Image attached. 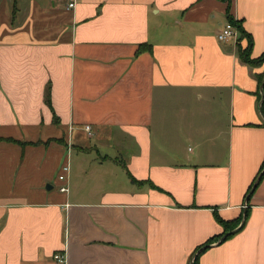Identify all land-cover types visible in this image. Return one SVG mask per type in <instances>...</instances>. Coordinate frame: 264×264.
<instances>
[{
    "label": "crops",
    "instance_id": "obj_1",
    "mask_svg": "<svg viewBox=\"0 0 264 264\" xmlns=\"http://www.w3.org/2000/svg\"><path fill=\"white\" fill-rule=\"evenodd\" d=\"M230 18L262 56L264 0H0V264H264V65Z\"/></svg>",
    "mask_w": 264,
    "mask_h": 264
},
{
    "label": "trees",
    "instance_id": "obj_2",
    "mask_svg": "<svg viewBox=\"0 0 264 264\" xmlns=\"http://www.w3.org/2000/svg\"><path fill=\"white\" fill-rule=\"evenodd\" d=\"M230 22L233 23V25L236 26L239 29L240 38L248 40V46L240 52L241 59L245 63L250 64L251 66H262V65H264V54H262V56H260L259 58H253V56H252V49H253V45H254V40H253L252 35L249 34L245 30V28H244V26H243V24L241 22L235 21L233 18H230ZM260 80H261V84H263L264 73L260 76ZM263 94H264V88H263ZM47 102L49 103V105H51L50 98H47ZM263 112H264V101H263ZM261 174H262V172H261ZM261 174H259V176ZM259 176L256 178L255 182L257 181ZM131 178L133 179V181H136V179L133 176H131ZM255 182H254V184H255ZM254 184L252 185V187H251V189H250V191L248 193V196H247L248 200L252 196L251 191H252V188H253ZM216 216H217L218 222L224 226L225 232L222 235L211 239L206 244L207 246H209V245H211V244H213L215 242L220 241L223 238V236H225L226 234H228L231 231L235 230L242 223L243 217H244V216H242L241 218H239L237 220L227 221V220L223 219L219 214H217ZM247 217H248V213L246 214V219H247ZM233 235H235V234L229 235L226 239L223 240V242L228 240V239H230ZM198 260H199V256L197 254L193 264H199Z\"/></svg>",
    "mask_w": 264,
    "mask_h": 264
},
{
    "label": "built area",
    "instance_id": "obj_3",
    "mask_svg": "<svg viewBox=\"0 0 264 264\" xmlns=\"http://www.w3.org/2000/svg\"><path fill=\"white\" fill-rule=\"evenodd\" d=\"M76 5V2L73 1L70 3L69 7L74 8ZM218 38L220 41H230V40H238L240 38V31L239 29L233 25V23L228 22L219 32ZM88 131L90 129L88 128ZM70 171V166L66 165L63 168L62 173L59 176V179L64 182L63 186L60 187V190L62 192L68 193L70 191V187L67 183L68 181V173ZM55 261L57 264H68V257L65 252L63 253H57L54 256Z\"/></svg>",
    "mask_w": 264,
    "mask_h": 264
},
{
    "label": "water",
    "instance_id": "obj_4",
    "mask_svg": "<svg viewBox=\"0 0 264 264\" xmlns=\"http://www.w3.org/2000/svg\"><path fill=\"white\" fill-rule=\"evenodd\" d=\"M264 88V81H263V84H262V89ZM264 101V97H263V100L262 102ZM263 104V103H262ZM264 172L259 176V178L257 179V181L255 182L253 188H252V191L251 193L257 188L262 176H263ZM247 201H248V198H247ZM245 221H246V214L244 215L243 217V221L241 223V225L236 228L235 230L231 231L230 233L226 234L225 236H223V238L220 240V242H222L224 239H226L229 235H232V234H235L244 224H245ZM208 247V246H206ZM200 253V251L198 252V254Z\"/></svg>",
    "mask_w": 264,
    "mask_h": 264
}]
</instances>
